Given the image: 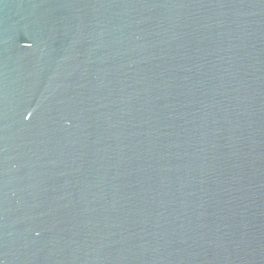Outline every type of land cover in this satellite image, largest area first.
Instances as JSON below:
<instances>
[{"label": "water", "instance_id": "water-1", "mask_svg": "<svg viewBox=\"0 0 264 264\" xmlns=\"http://www.w3.org/2000/svg\"><path fill=\"white\" fill-rule=\"evenodd\" d=\"M0 264H264V0H0Z\"/></svg>", "mask_w": 264, "mask_h": 264}]
</instances>
